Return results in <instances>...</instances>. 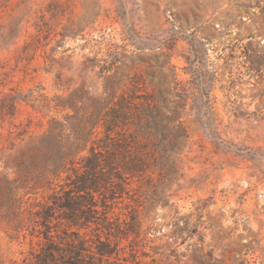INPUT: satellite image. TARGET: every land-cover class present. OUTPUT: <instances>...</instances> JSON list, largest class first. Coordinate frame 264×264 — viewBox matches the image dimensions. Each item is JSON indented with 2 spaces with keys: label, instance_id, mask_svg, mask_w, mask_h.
Listing matches in <instances>:
<instances>
[{
  "label": "rangeland",
  "instance_id": "obj_1",
  "mask_svg": "<svg viewBox=\"0 0 264 264\" xmlns=\"http://www.w3.org/2000/svg\"><path fill=\"white\" fill-rule=\"evenodd\" d=\"M112 75L118 92L138 76L175 101L189 132L174 168L134 178L117 202L138 214L115 239L118 262L264 264V0H0V264L29 248L10 237L2 173H33L21 148L49 118L74 114L19 96L55 104L78 91L91 104ZM68 189L53 184L50 205Z\"/></svg>",
  "mask_w": 264,
  "mask_h": 264
},
{
  "label": "trees",
  "instance_id": "obj_2",
  "mask_svg": "<svg viewBox=\"0 0 264 264\" xmlns=\"http://www.w3.org/2000/svg\"><path fill=\"white\" fill-rule=\"evenodd\" d=\"M113 77H106L104 92L91 104L78 91L59 97L55 104L54 98L36 96L34 91L19 96L37 102L32 107L38 112L74 111L63 120L49 118L47 128L21 148L19 167L29 162L33 173L19 170L11 180L2 173L3 217L10 225V237L29 242L19 264H121L115 239L134 231L127 225L138 222V214L137 209L116 212L117 202L126 199L124 192L134 178L156 168L175 167V156L182 150L180 139L189 137L179 106L146 91L138 76L129 77L118 92V87L110 86ZM156 134L159 139L152 149L150 136ZM8 166L6 161L4 167ZM53 184L69 188L53 198L55 207L46 198ZM20 189L29 192L21 195ZM40 190L45 192L42 199L25 197Z\"/></svg>",
  "mask_w": 264,
  "mask_h": 264
}]
</instances>
